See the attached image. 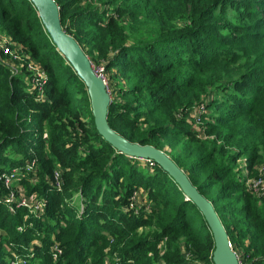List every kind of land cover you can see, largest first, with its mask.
<instances>
[{"label":"trees","instance_id":"obj_1","mask_svg":"<svg viewBox=\"0 0 264 264\" xmlns=\"http://www.w3.org/2000/svg\"><path fill=\"white\" fill-rule=\"evenodd\" d=\"M55 2L108 73L110 127L169 155L212 203L239 264H264V195L246 184L264 164V0ZM0 34L23 62L0 50V177L35 159L21 183L46 202L39 217L12 214L0 183V264L213 262L202 214L168 173L98 134L84 83L29 0H0Z\"/></svg>","mask_w":264,"mask_h":264},{"label":"water","instance_id":"obj_2","mask_svg":"<svg viewBox=\"0 0 264 264\" xmlns=\"http://www.w3.org/2000/svg\"><path fill=\"white\" fill-rule=\"evenodd\" d=\"M29 1L36 9L37 16L56 49L84 83L98 134L117 152L131 158L152 160L167 172L186 199L191 200L202 214L212 235L211 258L213 263L239 264L238 255L230 246L228 234L212 203L191 183L187 174L163 150L150 144L131 142L110 127L107 121V110L111 101L110 93L77 40L61 25L59 8L55 0Z\"/></svg>","mask_w":264,"mask_h":264},{"label":"built area","instance_id":"obj_3","mask_svg":"<svg viewBox=\"0 0 264 264\" xmlns=\"http://www.w3.org/2000/svg\"><path fill=\"white\" fill-rule=\"evenodd\" d=\"M11 40L8 36L0 34V50L4 53L9 54L11 57L20 58L17 55V50L11 47ZM36 70V69H35ZM97 72V71H96ZM99 76H101L99 74ZM102 77V76H101ZM104 80V77H102ZM105 82V80H104ZM108 92L110 93L108 87L106 86ZM143 160V159H141ZM149 166L155 164L154 161L146 159ZM37 168L36 160L31 159L21 168H13L10 171L3 173L0 177V183L3 189L2 201L6 205L10 213H15L19 207H25L28 211L26 217H39L43 212L45 207V200L37 195H28L26 192V187L21 183L22 179L27 178L28 175L35 172ZM53 180L56 188L61 187V174L59 170H54ZM31 182L34 181L30 180ZM246 184L253 193L257 195H264V164H262L258 170V174L255 177H250L246 180ZM140 192H135L132 196V200L138 203L140 199ZM138 200V201H137ZM141 200V199H140ZM37 212V213H36ZM18 231H22V226L17 227ZM2 233V231H0ZM230 246L231 243L229 242ZM53 257H57L61 250L58 244H55L52 248ZM9 264H14V260H9ZM190 264V263H189ZM192 264H214L213 262L195 261Z\"/></svg>","mask_w":264,"mask_h":264},{"label":"rangeland","instance_id":"obj_4","mask_svg":"<svg viewBox=\"0 0 264 264\" xmlns=\"http://www.w3.org/2000/svg\"><path fill=\"white\" fill-rule=\"evenodd\" d=\"M17 55L18 56H20V53H17ZM10 56V55H9ZM5 61L8 63V64H10V66H12V67H14V68H19L20 66H21V64L23 63V62H21V59L20 58H14V57H6L5 58ZM92 67H93V69L95 70V72L99 75H101L102 77H104V80H105V85L108 87V88H110L111 89V87H110V85L108 84V78H107V76H108V73L107 72H105V70H104V68L102 67V65H95V64H93L92 63ZM141 199V198H140ZM140 199H139V201H138V203L137 204H140L141 202H140ZM37 213V212H36Z\"/></svg>","mask_w":264,"mask_h":264}]
</instances>
